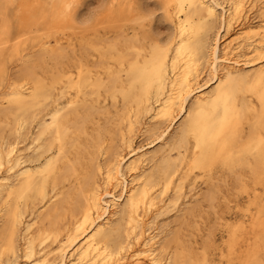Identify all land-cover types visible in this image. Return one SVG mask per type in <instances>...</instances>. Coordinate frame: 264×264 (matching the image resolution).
I'll return each instance as SVG.
<instances>
[{
    "label": "bare ground",
    "instance_id": "obj_1",
    "mask_svg": "<svg viewBox=\"0 0 264 264\" xmlns=\"http://www.w3.org/2000/svg\"><path fill=\"white\" fill-rule=\"evenodd\" d=\"M158 1L0 0V264H264V0Z\"/></svg>",
    "mask_w": 264,
    "mask_h": 264
},
{
    "label": "rangeland",
    "instance_id": "obj_2",
    "mask_svg": "<svg viewBox=\"0 0 264 264\" xmlns=\"http://www.w3.org/2000/svg\"><path fill=\"white\" fill-rule=\"evenodd\" d=\"M91 1V3H92V5H97L98 4V2H100L101 0H90ZM142 2H144V5L145 6H148L149 8L151 7L152 8V6H154V4L157 6L158 4V0H141ZM157 2V3H156ZM156 6H155V8H156ZM156 15V17L158 18H156V20H155V23H157L156 21L158 20V23L156 24V28L155 29H157V32H158V30L161 32V33H166V34H168L167 32H169V30H168V27L167 26H169L170 27V25H169V20L167 19V18H162V16H161V14L159 13H157V14H155ZM161 19V20H160ZM168 22H166V21ZM160 21V22H159ZM167 23V24H166ZM157 26H158V28H157ZM161 34L162 36H166V34ZM65 61V60H64ZM12 63H15V61H12ZM12 71H14V68H12ZM142 140H144L145 142H146V139H142ZM142 140L140 141L139 139H138V141H137V144H139V143H142ZM149 140H151V138H149V139H147V141H149ZM144 143V142H143ZM157 145V143L154 145V146H156ZM19 146H20V148L21 149H23L24 150V152L26 153V156L28 157V158H34V156H33V154L32 153H27L26 151L27 150H25V146H26V143H20L19 144ZM151 148H153V147H151ZM223 170V168L222 167H219V166H217V167H215V169H214V171H217V173H220L221 171ZM237 171H241L240 170V168H237L236 169ZM223 171H225V169L223 170ZM225 175H226V171H225ZM75 176L76 175H70L69 177H68V181L69 180H73L74 178H75ZM234 177V175H232L231 174V176L229 177V179H232ZM230 185V187H231V185H233V184H229ZM228 185V186H229ZM207 188H206V186L204 185V184H202V190L204 191V190H206ZM223 189H225V187L223 186ZM222 194H225L226 195V193L225 192H228V191H224V190H222ZM222 194L221 193H219V199L217 200V201H215L216 202V204H217V202L218 203H221V205L220 204H217L218 206L220 205V207H223L224 205V203L223 202H225L224 201V198H223V196H222ZM221 199H223V200H221ZM221 200V201H220ZM220 201V202H219ZM207 204V203H206ZM208 205V204H207ZM208 207V206H207ZM207 210H208V208H207ZM211 209L209 208V211H210ZM174 217H175V214H171V215H169V216H167V217H165V218H162V219H160V221L161 220H165V219H169V220H173L174 219ZM212 219H214V218H212ZM212 219H211V221H209L208 223H203V227H202V229L203 228H205V231H203V232H201V236H199L198 237V241H203V242H206V237H204V235L206 234L207 235V229H208V227H210L211 225L213 226L215 223H213L214 221H212ZM206 226H207V229H206ZM221 233V231L219 232V231H217V236L219 235ZM172 246H174V242H173V244H172ZM211 248V247H210ZM172 249L173 248H171L170 250L172 251ZM211 251H212V248H211ZM259 254H260V256H261V258H263V260H264V249H262V250H260L259 251Z\"/></svg>",
    "mask_w": 264,
    "mask_h": 264
}]
</instances>
